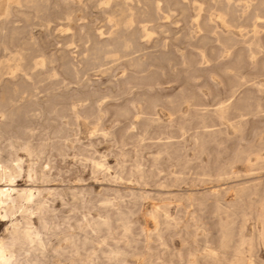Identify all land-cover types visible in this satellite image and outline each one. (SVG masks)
Listing matches in <instances>:
<instances>
[{
  "label": "rangeland",
  "instance_id": "obj_1",
  "mask_svg": "<svg viewBox=\"0 0 264 264\" xmlns=\"http://www.w3.org/2000/svg\"><path fill=\"white\" fill-rule=\"evenodd\" d=\"M38 1L0 0V161L37 196L0 241L31 220L45 242L17 241V264H215L225 221L223 264L242 237L264 264V0Z\"/></svg>",
  "mask_w": 264,
  "mask_h": 264
},
{
  "label": "bare ground",
  "instance_id": "obj_2",
  "mask_svg": "<svg viewBox=\"0 0 264 264\" xmlns=\"http://www.w3.org/2000/svg\"><path fill=\"white\" fill-rule=\"evenodd\" d=\"M22 2V1H21ZM32 2V1H31ZM37 2H39L37 0ZM34 3V2H32ZM47 3V2H46ZM128 4V3H127ZM31 5V4H30ZM1 6V5H0ZM36 7H39V6H36ZM41 7V6H40ZM45 8V7H44ZM203 8V7H202ZM229 8V7H228ZM48 9V8H47ZM7 10V9H6ZM46 11V10H45ZM126 9L123 10V13L125 14L126 13ZM122 12V11H121ZM39 13V12H38ZM146 14V13H145ZM127 15V14H126ZM122 17V16H121ZM124 17V15H123ZM121 19V18H120ZM2 24V23H1ZM211 24V23H210ZM122 25V23H121ZM2 26V25H1ZM6 26V25H5ZM209 28V27H208ZM260 29V28H259ZM4 30V29H3ZM24 30V29H23ZM258 31V30H257ZM17 32V31H16ZM134 34V33H133ZM255 34V33H254ZM134 36H132V39H133ZM228 37V36H227ZM257 37V36H255ZM258 38V37H257ZM233 40V39H231ZM230 42V41H229ZM5 44V43H4ZM225 44V43H224ZM107 45V43H106ZM105 45V46H106ZM259 44H257L258 46ZM129 44L126 43L124 46H123V50L124 48L128 47ZM3 47V46H2ZM104 47V46H103ZM9 48V47H8ZM121 50V49H120ZM105 49H99L98 50V54L104 52ZM8 53V52H7ZM6 53V54H7ZM10 53V52H9ZM22 54V53H21ZM15 58V57H14ZM17 59V58H16ZM20 60V59H19ZM14 63V62H13ZM2 65V63H1ZM15 65V64H14ZM13 65V66H14ZM16 71V70H15ZM2 72V71H1ZM1 74V73H0ZM14 75V74H13ZM0 78H1V75H0ZM9 84V83H8ZM10 85V84H9ZM8 91V90H7ZM1 93V92H0ZM6 93V92H5ZM3 93V94H5ZM2 95V94H1ZM10 96V95H8ZM2 100L3 101H7V98L2 96ZM8 102V101H7ZM5 104V103H4ZM2 105V104H1ZM5 106V105H4ZM1 107V106H0ZM4 108V107H3ZM226 113V112H225ZM1 134V133H0ZM18 139V138H17ZM19 140V139H18ZM17 142H20V141H17ZM22 143V142H20ZM22 145V144H21ZM20 145V146H21ZM31 145V144H30ZM23 146V145H22ZM25 146V145H24ZM31 147V146H30ZM37 148V147H36ZM29 150H32V149H35V148H28ZM241 154V153H240ZM9 159V158H8ZM243 161V160H241ZM102 162V161H101ZM98 164H101V163H98ZM103 165V164H101ZM191 165V164H190ZM253 165V164H252ZM47 166V165H45ZM49 167V166H48ZM101 167V166H100ZM252 167V166H251ZM22 166L20 164V159L16 160V163L13 164L11 163V161L7 162L6 164H3L1 163L0 161V218L1 217H6L8 216V214L10 212H12L14 209H16L17 207L23 209L24 211H27L28 210V207L27 205H25L23 202L26 201L27 203H30V202H35V199H36V192H35V189L32 188V187H25V188H18L17 185L14 183L15 182V179L17 176H20L22 173ZM221 170V169H220ZM231 170V169H230ZM234 172V171H233ZM222 173V171H221ZM231 173V172H230ZM223 175L226 174V172L222 173ZM229 174V173H228ZM32 175V174H31ZM140 175V174H139ZM233 175V174H232ZM50 176V175H49ZM229 176V175H228ZM223 177V176H222ZM221 177V178H222ZM33 178V177H32ZM228 179V177H227ZM48 180V179H47ZM224 180H225V177H224ZM3 181H6L7 183L2 185V182ZM43 182V181H42ZM243 185V183L241 184ZM260 185V184H259ZM232 187V186H231ZM230 187V188H231ZM37 189V188H36ZM41 189V188H40ZM228 189H229V186H228ZM250 187L249 185H243V186H240V187H237L236 191H237V195H238V198L244 200V198L246 197H249V194L252 195V193L250 192ZM42 190V189H41ZM227 190V189H226ZM259 190V189H258ZM264 190V189H263ZM228 191V190H227ZM255 191V190H254ZM229 192V191H228ZM235 192V191H234ZM258 192V191H257ZM260 192V191H259ZM38 193L39 195L41 194V192L38 190ZM138 193V192H137ZM141 193V192H140ZM74 194V193H73ZM205 194H208V193H205ZM259 194V193H258ZM209 195V194H208ZM219 195V194H218ZM218 195H217V198H218ZM221 195V194H220ZM262 195V193H261ZM260 195V196H261ZM207 196V195H206ZM205 196V197H206ZM135 197V196H134ZM138 197V196H137ZM210 197H213L212 195ZM222 197V196H221ZM146 198V197H145ZM223 198V197H222ZM261 198V197H260ZM202 200V199H201ZM220 200V199H219ZM224 200V199H223ZM221 200V201H223ZM131 201V200H130ZM136 201V200H135ZM256 201V200H255ZM243 202V201H242ZM257 202V201H256ZM40 204V207L41 208H46L45 204H43L42 202H38ZM201 204V203H200ZM217 204V203H216ZM33 205V204H32ZM240 205L242 206V204L240 203ZM261 205L263 206V209H264V201H261ZM35 206V205H34ZM217 206V205H216ZM32 208V206H31ZM34 208V207H33ZM221 208V207H220ZM226 209L224 210H231L229 204L227 207H225ZM221 210V209H220ZM238 210V209H237ZM241 210V209H239ZM15 211V210H14ZM223 211V210H222ZM242 211V210H241ZM234 212V210H233ZM233 212H228V213H231L233 215ZM16 213V212H15ZM35 213V212H34ZM128 213V212H127ZM132 213V212H131ZM224 213V211H223ZM227 213V215H228ZM237 213V212H236ZM125 214V213H124ZM150 217L154 218L155 219V222H156V225H157V230H158V226L159 224L161 223V217L164 218L168 216V212L165 208H162V207H156L154 208L150 213H149ZM103 215V214H102ZM120 215V214H119ZM128 215V214H127ZM226 215V214H224ZM226 215V216H227ZM257 215V213H256ZM255 215V216H256ZM11 216V215H10ZM39 216V214H38ZM46 216V215H45ZM121 216V215H120ZM237 216V215H236ZM103 217V216H102ZM107 217V216H105ZM114 217V216H113ZM127 217V216H126ZM229 217H233V216H229ZM235 217V216H234ZM234 217H233V221H234ZM261 218H263V214L260 215ZM34 218V217H32ZM124 219L123 221V224L125 228H129V224L126 220V218L122 217ZM238 218H239V215H238ZM94 219V218H93ZM97 219V218H96ZM95 219V220H96ZM254 219V218H253ZM34 220V219H33ZM120 220V219H119ZM119 220H116V221H119ZM130 220V219H129ZM228 220V219H227ZM236 220V219H235ZM131 221V220H130ZM173 221V220H172ZM34 222V221H33ZM43 222V221H42ZM122 222V220H121ZM224 222V221H223ZM222 222V224H223ZM226 222V227L225 228V232H224V241L218 245H220L219 247H211L209 250H207L205 256H207L208 258L212 259L214 261L215 264H223V262L226 260V251H227V248L229 247V244H230V240L232 238V227L230 224ZM224 222V223H225ZM231 222H232V219H231ZM237 222V220H236ZM168 223V222H167ZM135 224V223H134ZM232 224V223H231ZM237 224V223H236ZM89 225V224H88ZM106 225H109V219L108 218H103V219H99V220H96V221H93L91 223V228H93L94 230H99L101 229L103 226H106ZM235 225V224H234ZM241 225V224H240ZM162 226V225H161ZM12 243L11 245H8L6 242L4 241H0V264H17V261L14 260V253L12 251V246L17 243V241H20L21 239H24L30 243H32L34 245V248L40 252H43L44 251V248H45V242L40 238L39 236V232H37L35 230V228L33 227L32 225V221L31 220H28V223H27V226H20V223L19 222H13L12 223ZM51 227V226H50ZM122 227V226H121ZM133 227V226H132ZM264 227V226H263ZM107 228V227H106ZM197 228V227H196ZM47 229V228H46ZM86 229V228H84ZM89 229V228H88ZM109 230V227L107 228ZM162 229V227H161ZM235 229V228H234ZM111 230V229H110ZM100 231V230H99ZM98 231V232H99ZM106 231V230H105ZM258 231V230H257ZM95 232V231H93ZM160 232V231H159ZM262 232V231H261ZM86 233V231L84 232ZM100 233V232H99ZM111 233V231H110ZM151 233V232H150ZM153 233V232H152ZM151 233V234H152ZM222 233V232H221ZM259 233V232H258ZM78 234V233H77ZM156 234V233H155ZM158 234V232H157ZM161 234V232H160ZM194 234V233H193ZM77 236V235H75ZM85 236V234H84ZM109 236V235H108ZM123 236V234H122ZM127 236V234L125 235ZM149 236V235H148ZM71 237V236H70ZM74 237V236H73ZM92 238V236H89V238ZM151 237V235H150ZM241 237V236H240ZM255 237V236H254ZM259 237V235H258ZM80 238V237H79ZM85 238V237H84ZM153 238V237H151ZM252 238V237H251ZM70 239V238H69ZM100 239V238H99ZM120 239V238H119ZM253 239V238H252ZM250 239V240H247L246 238H243L242 237V240L240 241V243H238L237 247L234 249L235 250V260L233 261H229V264H245V258H246V254H245V249H244V244L246 242L249 243L246 244L248 246H250V250L249 252L251 253V256L253 257L254 256V252H255V247H254V244H253V240L255 239ZM258 239V238H257ZM90 240V239H89ZM97 240V239H96ZM153 240V239H152ZM198 240V239H197ZM239 240V239H238ZM86 241V240H84ZM94 241V240H93ZM220 241V239H219ZM233 242V240H231ZM71 242V241H70ZM69 242V243H70ZM74 242V241H72ZM76 242V241H75ZM89 242V241H88ZM124 242V241H123ZM196 242V241H195ZM263 242H264V239H263ZM9 243V241H8ZM78 243V242H77ZM237 243V242H236ZM72 244V243H70ZM19 245V244H18ZM26 245V244H25ZM24 245V246H25ZM114 245V244H112ZM23 246V247H24ZM57 246V245H56ZM128 246V245H127ZM64 247V246H62ZM19 248V246H18ZM56 248V247H55ZM106 248V247H105ZM109 248V247H108ZM124 248V247H123ZM122 248V249H123ZM20 249V248H19ZM22 249V248H21ZM25 249V248H24ZM233 248H231L232 250ZM59 250V249H57ZM62 250V249H61ZM125 250V249H124ZM127 250V249H126ZM125 250V251H126ZM21 251V250H20ZM55 251V250H54ZM101 251V250H100ZM128 251V250H127ZM257 251V249H256ZM77 252H79L78 248H77ZM97 252V251H96ZM102 252V251H101ZM107 252V251H105ZM134 252V251H133ZM126 252L118 249V248H111L110 251L107 252L106 254V257L108 258V260L111 262V263H115L118 261V260H123L126 256L125 254ZM129 253V252H128ZM43 254V253H42ZM89 254V253H88ZM100 253H98L97 255H99ZM192 254V253H191ZM190 254V255H191ZM77 255V254H76ZM181 255V254H180ZM80 256V255H79ZM204 256V255H203ZM204 256V257H205ZM257 256H258V253H257ZM98 257V256H97ZM101 257V256H100ZM104 257V255H103ZM206 257V258H207ZM190 258V257H189ZM193 258V257H191ZM207 258V259H208ZM256 258V257H255ZM259 258V257H257ZM70 259V258H69ZM80 259V258H79ZM97 259V258H96ZM203 259V257H202ZM234 259V258H233ZM247 259V258H246ZM231 260V259H230ZM86 261V260H85ZM107 261V260H106ZM105 261V262H106ZM204 261V260H203ZM208 261V260H207ZM256 261H258V259L254 260H251L248 264H257ZM100 262V260L98 261ZM211 262V261H210ZM104 263V262H103ZM149 263V262H147ZM80 264H83V263H80ZM122 264H127L125 263V261H123ZM195 264H199V262L197 260H195ZM227 264V263H226ZM261 264V263H259Z\"/></svg>",
  "mask_w": 264,
  "mask_h": 264
}]
</instances>
